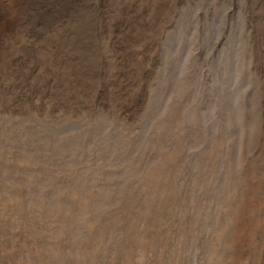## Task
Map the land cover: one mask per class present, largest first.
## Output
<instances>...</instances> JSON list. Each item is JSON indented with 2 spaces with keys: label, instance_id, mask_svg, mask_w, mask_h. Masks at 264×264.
I'll list each match as a JSON object with an SVG mask.
<instances>
[{
  "label": "bare ground",
  "instance_id": "bare-ground-1",
  "mask_svg": "<svg viewBox=\"0 0 264 264\" xmlns=\"http://www.w3.org/2000/svg\"><path fill=\"white\" fill-rule=\"evenodd\" d=\"M185 5L0 0V63L11 57L4 69L21 80L0 95V264H191L206 249L215 264H245L219 223L222 144L192 154L200 133L178 107L156 122L159 139L135 150L163 41ZM249 5V41L264 63V2ZM87 122L112 133L100 144L89 131L60 133ZM243 198L236 222L250 206Z\"/></svg>",
  "mask_w": 264,
  "mask_h": 264
},
{
  "label": "rangeland",
  "instance_id": "rangeland-1",
  "mask_svg": "<svg viewBox=\"0 0 264 264\" xmlns=\"http://www.w3.org/2000/svg\"><path fill=\"white\" fill-rule=\"evenodd\" d=\"M184 2L188 5L178 13L172 30L163 41L158 62L160 67L157 65V72L160 73L155 77L151 94L152 106L147 110L144 122H140L141 125L147 124L137 126V130L141 131H137L135 150L149 145L152 140L157 141L161 135V124L156 122L165 121L174 108L181 107L183 121H187L186 125L195 134L200 133L199 138L187 145L192 154L202 153L204 144L206 147L220 142L223 147L221 179L217 182L219 185L216 184L221 192L223 215L220 222L218 217L215 218L214 226L218 222L224 223L229 227L230 237L239 239L237 242L244 255L240 258L245 264H264V63L255 54L254 44L250 42V0ZM6 32V27L0 23V37ZM6 59V63L13 60L11 57ZM45 59L41 58L44 68L50 63L49 59ZM6 63H0L2 98L14 90L13 86L21 83L20 79L6 73ZM8 123L12 124L11 121ZM41 128L47 130L53 139H58L59 132L55 129ZM88 131L94 144L101 143L99 137L112 133L103 123L90 122L66 126L60 133L67 136L73 132L81 135ZM210 139H215V143ZM247 193L250 206L236 222ZM211 194L209 198L213 200L214 195ZM230 250L224 251L227 257L234 254ZM209 251L206 249L203 254L195 256L191 264H215Z\"/></svg>",
  "mask_w": 264,
  "mask_h": 264
}]
</instances>
